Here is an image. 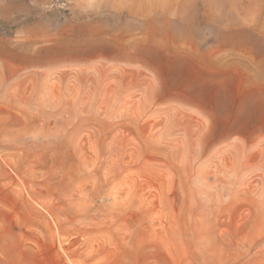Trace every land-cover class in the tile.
Returning a JSON list of instances; mask_svg holds the SVG:
<instances>
[{
  "label": "rangeland",
  "instance_id": "obj_1",
  "mask_svg": "<svg viewBox=\"0 0 264 264\" xmlns=\"http://www.w3.org/2000/svg\"><path fill=\"white\" fill-rule=\"evenodd\" d=\"M103 15L77 0H0V264H264V97L238 72L199 68L177 82L162 69L151 98L58 81L71 70L52 54L62 41L89 47L91 31L122 26ZM25 67L44 73V96L64 94L61 109L11 103ZM233 143L250 151L231 177Z\"/></svg>",
  "mask_w": 264,
  "mask_h": 264
},
{
  "label": "bare ground",
  "instance_id": "obj_2",
  "mask_svg": "<svg viewBox=\"0 0 264 264\" xmlns=\"http://www.w3.org/2000/svg\"><path fill=\"white\" fill-rule=\"evenodd\" d=\"M77 2L78 5L82 3L86 7L96 8L97 11L104 14L103 16L106 18V21L109 20L112 24L115 21L117 24V21H119L122 23V26L112 31L110 35H105V31H100L102 29L105 30L102 26V29L99 27L98 29L100 30L93 32L89 29L91 31L90 34H95V38L93 40L91 39L93 42L92 46L87 47L88 45L86 44L87 48L83 46H69V42L65 40L62 41L60 47L55 46L57 49L52 53V50L50 48L46 49V45L44 44L45 50H47L46 52L42 50L44 53H47V55L51 53L56 54V56L66 63L68 66L66 68H71V70L68 69L70 71L62 72V75L58 74V77L56 76L58 81L66 78V83L68 82L67 80L71 79L74 83L78 81L79 85L84 86H86L84 83H91V79L93 82L96 80V85L99 86L110 82L113 84L112 88L115 93L120 92L124 88V84H130V89L127 92H140L151 98L159 91H157L158 87L156 86L158 82H162V69L165 68L170 71L169 76L165 79L171 82H177L181 79L183 70L199 68L212 72L211 77H214L212 76L214 72L224 73L225 75L227 73L229 75L232 72H238L256 89L254 95L257 94L262 98L264 97V0H77ZM98 22L100 23V20ZM91 24L93 25V23ZM100 24L102 25V23ZM205 31L208 33L205 35L202 34ZM41 48H43V45ZM42 51L40 50L37 53ZM37 53L35 52V55ZM44 55L41 56L44 57ZM28 67H25L21 71L18 70L19 72L16 71L18 74H25L23 76L24 78H22L24 92L22 96H15L14 101L11 103L14 102L16 108L23 110L29 107H36L35 109L38 115L44 114L48 108L61 109L62 107L59 104L62 101L58 100L60 101L58 104L57 98L59 99L63 91L60 92L62 94L58 92V97L53 94L48 97L46 95L44 96L43 93L49 88L45 86L46 89H43L46 82L41 81V75L44 76V73L41 74L38 71H33L28 73L31 76H27ZM83 67H87V69ZM53 72L50 73L52 74ZM51 74L50 76H53L54 73ZM5 80L3 76L0 77V95L8 86V82ZM37 80L44 83H41L43 84V88ZM47 80L49 81V78ZM84 80L85 82L83 83ZM53 82L49 85L54 87L55 84ZM58 83L60 84L61 82ZM59 84L57 87L60 88ZM39 85L41 88H39ZM75 85L78 84L76 83ZM77 87L75 86L73 88L75 89ZM102 88L104 87L102 86ZM67 89H65V92ZM79 89L77 88V91ZM80 90L83 91L84 89L82 90L81 88ZM81 91V94L84 93V91ZM103 92L107 91L104 89ZM112 93L109 95L112 96ZM99 94L102 93L99 92ZM128 95L131 94L128 93ZM55 97L56 104L52 101ZM74 101L76 102V100ZM75 102L74 104L72 102L69 106L71 108L70 112L75 108L76 104L78 105ZM6 103L10 102L6 101ZM54 105L56 106L54 107ZM35 114L37 115V113ZM223 150L224 153L227 151L233 160L230 159L229 166L227 165L223 170L232 173L231 177L237 176L239 170L247 166V154L250 150L247 145L240 143L225 144Z\"/></svg>",
  "mask_w": 264,
  "mask_h": 264
}]
</instances>
